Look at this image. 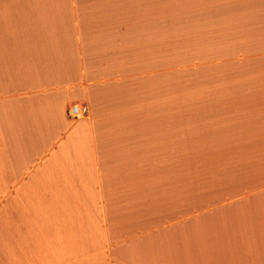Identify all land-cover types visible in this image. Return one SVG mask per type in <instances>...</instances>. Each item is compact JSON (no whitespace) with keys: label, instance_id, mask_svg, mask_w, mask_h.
<instances>
[{"label":"crops","instance_id":"0c3cea01","mask_svg":"<svg viewBox=\"0 0 264 264\" xmlns=\"http://www.w3.org/2000/svg\"><path fill=\"white\" fill-rule=\"evenodd\" d=\"M0 264H264V0H0Z\"/></svg>","mask_w":264,"mask_h":264},{"label":"built area","instance_id":"2783aa9c","mask_svg":"<svg viewBox=\"0 0 264 264\" xmlns=\"http://www.w3.org/2000/svg\"><path fill=\"white\" fill-rule=\"evenodd\" d=\"M88 113V107L85 105L74 104L68 109V114L72 118H82Z\"/></svg>","mask_w":264,"mask_h":264}]
</instances>
